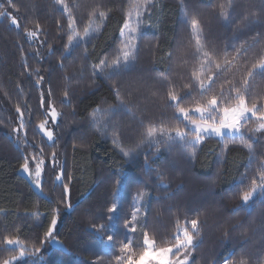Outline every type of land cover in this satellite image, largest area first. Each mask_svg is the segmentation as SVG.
Returning <instances> with one entry per match:
<instances>
[{
    "label": "trees",
    "instance_id": "16d2710c",
    "mask_svg": "<svg viewBox=\"0 0 264 264\" xmlns=\"http://www.w3.org/2000/svg\"><path fill=\"white\" fill-rule=\"evenodd\" d=\"M66 2L80 34L73 45L67 40L69 16L55 0H13L15 7L0 0V10L19 24L0 17V259L9 255L3 248L10 246L2 241L11 236L23 241L28 257L39 258L33 264H123L116 257L140 256L145 233L156 248L169 247L177 229L195 218L202 226L189 264H220L229 258L237 264L242 255L248 264L264 261V198L258 194L245 205L239 195L264 164V134L245 130L253 144L251 159L239 142L214 137H205L194 149L182 143L158 149L142 143L150 122L159 129L182 120L173 119L175 110L167 107L166 97L173 86L183 96L189 90L182 85L200 69L188 22L198 20L205 50L222 66L226 49L229 59L241 45L248 49L224 75V80L238 81L264 55V0H231V22L220 15L229 0H149L147 10L140 9L142 27L127 67L120 30L136 0ZM99 11L107 16L102 24L92 15ZM90 19L99 32L76 46ZM33 31L37 35L30 38ZM114 69L119 75L108 79ZM224 80L217 82L215 93L221 85L227 91ZM250 84L253 96L264 103V78L256 76ZM117 88L126 107L114 111ZM197 100L194 95L184 106ZM50 107L58 113L51 142L38 130ZM25 157L30 164L43 161L40 192L19 172ZM112 204L117 212L109 222ZM53 216L56 229L53 238H46ZM94 224L106 230L97 231ZM132 226L135 233L129 231ZM124 243L129 248L121 253ZM16 264L31 263L25 258Z\"/></svg>",
    "mask_w": 264,
    "mask_h": 264
},
{
    "label": "snow or ice",
    "instance_id": "6c2138e0",
    "mask_svg": "<svg viewBox=\"0 0 264 264\" xmlns=\"http://www.w3.org/2000/svg\"><path fill=\"white\" fill-rule=\"evenodd\" d=\"M56 5L60 6L63 9V12L68 14V45H73V42L76 41V38L80 35L77 31L75 21L72 19L71 6L66 0H55ZM7 3L10 7H15L13 0H7ZM149 4V0H143V3L140 0H136L135 3L131 5V8L136 10L137 17L140 16V9L142 7L146 9L145 6ZM233 7L231 0L227 6L221 5L220 15L224 18L225 21H229L228 8ZM2 8V5H0ZM93 16L98 15L99 20L102 22L107 18L106 13L103 11L93 12ZM8 16L13 25L19 27L18 21L16 18L11 16V14L6 11L0 10V17ZM95 21L89 20L88 26L83 29V37L77 41L76 46H80L81 43H86L84 38L90 37L93 32H99V27L93 28ZM188 23L192 30V36L195 39V59L198 60L200 64L199 71H194L191 79L182 85V89H188L189 91L185 92L183 96L179 95L176 91L173 90V87H170L167 92V107L173 108L175 114L173 119L176 117H182V120L177 124H172L168 127H159L149 123L146 131V138L142 140L143 144H147L148 147L155 146L157 149L161 144H166L169 147L173 143H182L187 147L195 148V145L201 143L205 137H220L221 139L226 140L227 144H236L239 142L242 147L247 148L249 152V158L251 159L254 150L253 144L249 143L245 139V130L255 133L264 134V103H261L260 100L253 96L251 92L250 80H254L256 76L264 78V55H261L259 59L255 60L250 68H247L245 73L242 74L241 78L238 81H234L233 78H228L224 80L225 73L229 72L232 69H235L241 59L247 55L248 49H245L243 45L240 48L235 49V55L228 58L229 53L227 49L224 53L223 66L220 62L213 60L212 55L205 50V47L202 43V33L200 29V23L197 19L193 18ZM139 25V20L137 21V26ZM39 27V26H37ZM125 30L129 32H135L136 29L132 28L128 21L124 22L123 27L120 30L121 37H124ZM37 32H29L28 36L30 38L35 37ZM131 40H129V43ZM127 46V45H126ZM234 47V46H233ZM67 50V48H66ZM132 55L131 51H125L123 53V60L125 62L124 66L127 67V62L129 57ZM246 63V61H245ZM100 65H104V61H100ZM119 75V70L114 69L113 73L107 78L111 79L112 76ZM43 80L41 76L37 83ZM224 80V83L229 85L227 91L223 90V85H221V91L217 94L214 92L216 84L218 81ZM67 96V93H65ZM194 95H198L200 100L195 101L191 106H184L188 101L192 99ZM116 99L118 108L114 111H118L126 107L125 101L120 99V92L117 88L116 90ZM45 104V97L43 93L41 94V106ZM16 111L19 113L20 108L17 107ZM57 113L54 108L51 109V117L53 121ZM187 123H184V122ZM163 123V122H161ZM250 123H254V128H248ZM183 125V126H181ZM25 126L23 113L20 116V127ZM40 129L44 130V124L39 125ZM174 133V135H173ZM49 141L53 140V132L51 130L45 132ZM125 156H128V152H124ZM53 161L56 160V153H52ZM43 161H38L35 168V177L34 183L38 189H40L39 177L41 176V167L40 165ZM22 170L29 175H32L29 169V161L27 157L24 158V162L21 165ZM63 172L56 175V180L59 181ZM162 179V177H161ZM117 185L120 184V181H116ZM41 191H43L41 189ZM63 191L65 194L68 193L67 184L63 185ZM259 194L260 197L264 198V166L258 170V176H253L249 178V183L246 188L239 193L240 199L243 204L247 205L252 201L254 195ZM109 215L106 219L111 222L114 214L117 212V204H112L111 207L107 209ZM132 220H135V213L132 215ZM191 230L188 227L183 229H177V235L174 237L173 243L170 247H153V241L150 240L145 233L143 245L144 251L139 256L138 259H134L132 255L118 256L116 259L122 261L123 264H189V258L191 253L196 247L194 240L199 237V229L202 226L201 222L198 219H191L190 221ZM57 219L55 216L51 219L50 226L44 233L46 238H53V233L56 229ZM93 228L96 229V225H93ZM125 228H128V222L125 221ZM97 231L106 230V226L101 224ZM130 232L135 233L136 227L132 226L129 229ZM225 235H228L225 232ZM109 242L113 241V235L109 234L107 236ZM3 245L10 246L4 247L3 251L8 252L9 255L6 258L0 259V264H16L18 260L23 258L26 254H30L28 248L24 247L23 241L17 238H12L11 236H5ZM36 252L40 251L39 247L33 246ZM129 244L124 243L121 247V253L128 251ZM187 253V255H184ZM183 256V259L180 257ZM171 257V258H170ZM192 264H195V261H192ZM223 264H233L232 259H225ZM237 264H248L247 259L242 255ZM264 264V261L260 262Z\"/></svg>",
    "mask_w": 264,
    "mask_h": 264
},
{
    "label": "rangeland",
    "instance_id": "374dc122",
    "mask_svg": "<svg viewBox=\"0 0 264 264\" xmlns=\"http://www.w3.org/2000/svg\"><path fill=\"white\" fill-rule=\"evenodd\" d=\"M141 15V14H140ZM139 20V25L137 26V21ZM128 22L130 24V26L132 28H135L136 31L135 32H129V30H125V35L124 37H122V43H123V49H125V51H131L133 50L135 47H136V44H137V39H138V36H139V33H140V28L142 27L141 26V19H140V16L137 17V13H136V10L133 11L132 15L128 18ZM129 40H131V42L129 43ZM127 45V46H126ZM51 109L52 107H50L48 113H47V118L41 123V124H44V130L42 131L40 129V127L38 126V130L40 131V133L48 140L47 136L45 135V132L51 130L53 132V124L56 123V121L58 120V113H57V116L55 118V121H53L52 117H51ZM182 118V117H181ZM185 123H187L185 121ZM40 124V125H41ZM214 138H218V139H221L220 137H214ZM53 139H54V134H53ZM49 141V140H48ZM53 141V140H52ZM51 142V141H49ZM36 165H37V161H33V164H30L29 163V169H30V172L32 173V175H29L28 173H25L22 168L20 169V174L23 175L24 177H26L29 182L31 183L32 187L34 188L35 191L37 192H40V189H38L34 183V180H36L37 178L35 177L34 173H35V168H36ZM43 163L40 165L41 169L43 168ZM261 166H264V164H262ZM41 179H42V171H41V176L39 177V182L41 184ZM60 181V180H59ZM258 194L254 195V197H256ZM253 197V198H254ZM137 204L140 205V202L137 201ZM139 212V207H137V214ZM185 227H188L189 230H191V225L189 224V222H187L186 224L180 226L178 229H183ZM177 235V232L175 234V236ZM50 244L54 247H58V248H62V245L56 241L55 239H50ZM153 247H155L154 243H153ZM170 247V246H169ZM156 248V247H155ZM158 249V248H157ZM144 251V250H143ZM142 251V252H143ZM142 254V253H141ZM140 254V255H141ZM29 254H26L23 258L20 259L21 260H24L25 258H27L28 262L33 264L35 259L38 258H34V257H28ZM184 255H187V253H185ZM138 257H136V259H138ZM171 258V257H170ZM39 259V258H38ZM180 259H183V256L180 257ZM19 261V260H18ZM40 261V260H39ZM42 261V259H41ZM190 261V259H189ZM151 264H154V262H151ZM220 264H223V263H220Z\"/></svg>",
    "mask_w": 264,
    "mask_h": 264
}]
</instances>
